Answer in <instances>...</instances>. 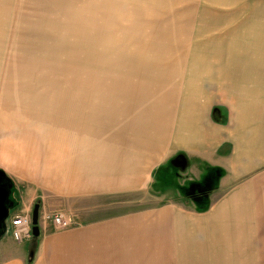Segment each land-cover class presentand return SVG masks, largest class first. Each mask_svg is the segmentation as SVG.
Segmentation results:
<instances>
[{
    "label": "rangeland",
    "instance_id": "rangeland-1",
    "mask_svg": "<svg viewBox=\"0 0 264 264\" xmlns=\"http://www.w3.org/2000/svg\"><path fill=\"white\" fill-rule=\"evenodd\" d=\"M110 1L0 0V171L5 174L0 186L8 191V216L0 223V264L53 263L35 253L36 240L29 243L31 254L27 258L25 241L14 242L8 225L13 216L21 215L14 212L26 201L39 204L57 188L75 192L74 184L82 182L79 179L90 180L92 161L97 169L96 185L102 184L108 191L96 186V213H89V217L101 218L115 209L134 211L170 201L188 203L197 211L208 208L213 198L193 199L186 193L194 182L183 174L188 162L183 152L171 157L183 154L178 159L183 169L171 168L169 158L154 169V179L148 178L143 189L132 188L134 183L119 189L120 183L110 182L103 169L108 163H118L114 155L129 141L130 134L147 143L153 132L154 137L166 133L169 119L177 121L185 109L191 108V102L184 99L204 96L208 100L212 96L211 101L221 100L232 88L240 93L251 94L256 89L262 93L264 0L170 1L163 6L165 14L180 21L181 13L186 35L170 32V38L163 31L178 22L165 21L162 16L155 22L148 17L146 21L141 16L134 19L136 14H121V8ZM150 7L151 14L159 17L161 6ZM189 23L191 33L186 31ZM174 41L181 46L177 53ZM253 79L261 85H252ZM87 109H106L111 117L98 123L99 113L96 126H91L96 134L83 139L67 127L75 122L78 111ZM59 120L69 122L67 126L62 123L60 131L54 126ZM98 136L104 139H95ZM127 168L136 169L132 165ZM202 168L198 165L194 170V175L201 178L198 185L204 179L216 178L218 172L205 163ZM77 206L81 205L71 207L76 210ZM58 210L61 208L44 207L42 215ZM74 214L64 215L67 226H52L66 230L75 223L71 217L81 220L88 216ZM6 232L10 238L3 241ZM200 232L198 226L192 233L198 238ZM26 239L31 240V236ZM150 246L140 258L128 255V260L121 246L115 251L105 247V252L95 247V252L87 250L82 253L85 258L71 264H167L164 244L154 258L151 248L156 247ZM69 256L62 248L59 261L53 264L67 263Z\"/></svg>",
    "mask_w": 264,
    "mask_h": 264
},
{
    "label": "crops",
    "instance_id": "crops-1",
    "mask_svg": "<svg viewBox=\"0 0 264 264\" xmlns=\"http://www.w3.org/2000/svg\"><path fill=\"white\" fill-rule=\"evenodd\" d=\"M170 1L174 3V0H111L110 4L121 8V14H136L134 19L141 16L143 21L148 17L155 22L162 16L165 21L178 22L173 28H166L163 33L168 38L171 37L168 34L170 32H178L185 37V19L181 17V13L178 16L180 21L174 17L170 19V15L165 14L163 6L167 3L170 5ZM151 4L161 6L159 17L151 14ZM171 14L177 16V13ZM188 20L191 21L190 15ZM152 30L156 33L157 29ZM186 31L191 33L190 23ZM176 43L174 41L172 46L177 53L181 46ZM262 80L263 88L260 94L256 91L258 89L250 94L240 93L238 88H232V92L225 93L221 100L211 101L212 96L208 97V100L204 96L201 99H184L186 103H192L191 108L185 109L177 121L169 119L166 133L162 132L154 137L153 132L150 142L147 143L139 141L136 134H130L129 141L120 149L118 155H114L118 157V163H108L103 169L104 177L108 176L110 182L120 183L119 189H127L129 183H134L132 188L143 189L148 178L151 181L154 179L152 172L157 166H163L173 155L183 152L188 159L183 174L186 180L194 182L190 189L186 188V193H191L189 195L193 199L213 198L208 208L197 211L188 203L181 205L170 201L134 211L115 209L101 218L92 215L89 217V213H96V186L103 192L108 191L102 184L96 185L94 180L97 169L92 161L91 181L88 180L89 177L81 178V184H74L73 190L77 189L75 192L67 193L64 189L60 191L57 188L44 201L41 199L38 204L36 238L24 239L21 242L11 238L18 244L25 241L23 246L28 253L27 258L31 254L28 245L32 240H36L35 253L37 251V254L46 256V260L53 263L59 261L58 253L62 248L66 254H70L65 262L71 264L85 258L82 256L83 252H95L97 247L104 248L105 252V247L115 251L121 246L128 260V255L140 258L152 245L156 247L155 250L151 248L150 255L154 258L156 251L158 253L160 250V245L164 244L167 264H264V77ZM253 82L254 86L261 85L256 84L257 80L253 79ZM235 86L239 87L240 83ZM84 103L87 107L88 101ZM214 106L217 108L213 113ZM1 110L2 107L0 115ZM99 113L101 116L97 117ZM77 115L71 125H68L67 121L65 123L59 120L61 122H55V128L58 127L60 131L64 123L71 128L67 127L73 134L76 132L86 139L96 134L91 128L96 126V117L98 123L111 117V113L106 109L82 110L78 111ZM97 138L104 139L102 136L95 137ZM137 159L141 162H137ZM204 163L216 168L218 172L215 171L216 178L204 179L203 183L198 185L197 182L201 178L194 175V170L198 165L200 168L204 167ZM129 165L135 166L136 169L129 170ZM86 180L88 182L84 183ZM57 203L60 204L57 206ZM77 204L81 206L73 210L71 206ZM35 205L26 201L14 215L19 213L31 216ZM53 206L61 210L66 209L67 213L63 214L71 216L74 211L77 214H86L88 211L86 215L89 218L84 215L81 218L85 219L74 220L71 217V222H75L71 224V228L56 230L42 215L44 207L50 209ZM61 210L56 212L60 213ZM198 226L201 228V236L196 238V233L192 232ZM9 235V232L4 233L2 240L10 238ZM159 239L163 240L159 242Z\"/></svg>",
    "mask_w": 264,
    "mask_h": 264
},
{
    "label": "built area",
    "instance_id": "built-area-1",
    "mask_svg": "<svg viewBox=\"0 0 264 264\" xmlns=\"http://www.w3.org/2000/svg\"><path fill=\"white\" fill-rule=\"evenodd\" d=\"M45 220H49L55 227L62 228L68 225V219L59 212L44 215ZM30 216L21 214L19 216H13L10 220L11 236L17 242L22 241L30 234Z\"/></svg>",
    "mask_w": 264,
    "mask_h": 264
},
{
    "label": "water",
    "instance_id": "water-1",
    "mask_svg": "<svg viewBox=\"0 0 264 264\" xmlns=\"http://www.w3.org/2000/svg\"><path fill=\"white\" fill-rule=\"evenodd\" d=\"M4 177H5V174L2 171H0V182L2 181ZM7 197H8L7 189L0 186V223L3 219L7 218L8 216V210L5 205ZM37 222H38V204L34 206V209L32 211V234L33 236L38 235Z\"/></svg>",
    "mask_w": 264,
    "mask_h": 264
},
{
    "label": "trees",
    "instance_id": "trees-1",
    "mask_svg": "<svg viewBox=\"0 0 264 264\" xmlns=\"http://www.w3.org/2000/svg\"><path fill=\"white\" fill-rule=\"evenodd\" d=\"M180 155H182L180 158L184 157L183 154H177L176 157L171 158L170 163L172 164L171 165L172 167L179 166L178 164L180 163V161H178V159H179ZM177 161H178V163H177ZM173 165H175V166H173ZM30 235H31V238L32 237L34 238V236L32 234H30Z\"/></svg>",
    "mask_w": 264,
    "mask_h": 264
},
{
    "label": "flooded vegetation",
    "instance_id": "flooded-vegetation-1",
    "mask_svg": "<svg viewBox=\"0 0 264 264\" xmlns=\"http://www.w3.org/2000/svg\"><path fill=\"white\" fill-rule=\"evenodd\" d=\"M3 180H4V178L2 179V181H3ZM2 181H1V182H2Z\"/></svg>",
    "mask_w": 264,
    "mask_h": 264
},
{
    "label": "bare ground",
    "instance_id": "bare-ground-1",
    "mask_svg": "<svg viewBox=\"0 0 264 264\" xmlns=\"http://www.w3.org/2000/svg\"><path fill=\"white\" fill-rule=\"evenodd\" d=\"M47 221V220H46ZM51 223V222H50Z\"/></svg>",
    "mask_w": 264,
    "mask_h": 264
}]
</instances>
